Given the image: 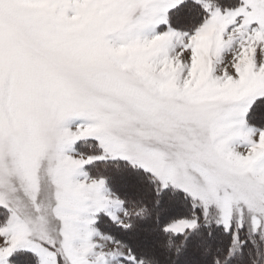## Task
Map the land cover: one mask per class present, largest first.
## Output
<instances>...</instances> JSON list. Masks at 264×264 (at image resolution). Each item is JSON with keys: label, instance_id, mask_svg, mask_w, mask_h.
Listing matches in <instances>:
<instances>
[{"label": "snow or ice", "instance_id": "6c2138e0", "mask_svg": "<svg viewBox=\"0 0 264 264\" xmlns=\"http://www.w3.org/2000/svg\"><path fill=\"white\" fill-rule=\"evenodd\" d=\"M0 264H264V0H0Z\"/></svg>", "mask_w": 264, "mask_h": 264}]
</instances>
